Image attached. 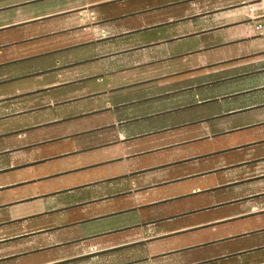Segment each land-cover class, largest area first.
Here are the masks:
<instances>
[{
  "label": "crops",
  "instance_id": "0c3cea01",
  "mask_svg": "<svg viewBox=\"0 0 264 264\" xmlns=\"http://www.w3.org/2000/svg\"><path fill=\"white\" fill-rule=\"evenodd\" d=\"M263 10L0 0V264H264Z\"/></svg>",
  "mask_w": 264,
  "mask_h": 264
},
{
  "label": "built area",
  "instance_id": "2783aa9c",
  "mask_svg": "<svg viewBox=\"0 0 264 264\" xmlns=\"http://www.w3.org/2000/svg\"><path fill=\"white\" fill-rule=\"evenodd\" d=\"M255 10H256V7L253 4L248 6L249 14H253ZM255 29L257 31L264 32V15L261 16V21L256 23Z\"/></svg>",
  "mask_w": 264,
  "mask_h": 264
}]
</instances>
